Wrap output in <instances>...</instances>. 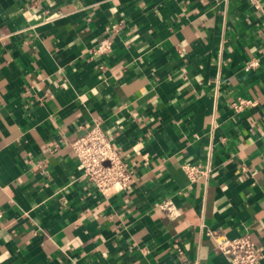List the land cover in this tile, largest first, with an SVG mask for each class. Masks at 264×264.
Segmentation results:
<instances>
[{"label":"crops","instance_id":"0c3cea01","mask_svg":"<svg viewBox=\"0 0 264 264\" xmlns=\"http://www.w3.org/2000/svg\"><path fill=\"white\" fill-rule=\"evenodd\" d=\"M95 126L129 190L83 175ZM209 229L264 264V0H0V264H231Z\"/></svg>","mask_w":264,"mask_h":264},{"label":"built area","instance_id":"2783aa9c","mask_svg":"<svg viewBox=\"0 0 264 264\" xmlns=\"http://www.w3.org/2000/svg\"><path fill=\"white\" fill-rule=\"evenodd\" d=\"M99 47L105 48L107 43L103 42ZM255 64L256 62L253 61L248 66ZM254 103V101L239 98L234 105L241 109ZM71 145L80 162L83 175L102 194L108 196L131 188L135 181L133 168L102 128L95 126L75 138ZM185 169L192 180L208 170L195 165H185ZM208 233L214 238L220 250L229 257L231 264H257L263 257L262 248L248 234L231 239L211 229ZM174 247L177 254L183 256L184 249L178 243H175ZM179 264H188V262L180 258Z\"/></svg>","mask_w":264,"mask_h":264}]
</instances>
